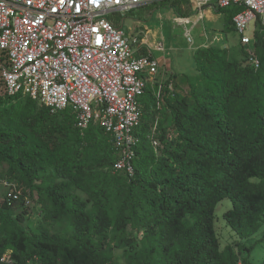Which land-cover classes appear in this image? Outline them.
<instances>
[{
    "label": "trees",
    "instance_id": "1",
    "mask_svg": "<svg viewBox=\"0 0 264 264\" xmlns=\"http://www.w3.org/2000/svg\"><path fill=\"white\" fill-rule=\"evenodd\" d=\"M219 10L232 24L241 9ZM258 28L264 32L257 23L251 46L257 70L246 64L244 47V64L231 61L227 49L194 52L189 94L162 93L169 120L146 90L131 177L114 171L117 155L102 127L92 123L82 131L70 110L0 95V181H18L44 222L68 226L63 234L44 227L29 234L22 222L31 206L2 202L0 257L11 252L12 264H111L120 249L126 264H238L251 253L241 242L221 249L214 220L229 199L224 221L239 239L264 223V35ZM156 123L157 150L148 139ZM243 264L251 263L244 258Z\"/></svg>",
    "mask_w": 264,
    "mask_h": 264
},
{
    "label": "built area",
    "instance_id": "2",
    "mask_svg": "<svg viewBox=\"0 0 264 264\" xmlns=\"http://www.w3.org/2000/svg\"><path fill=\"white\" fill-rule=\"evenodd\" d=\"M155 0H0V94L24 96L53 112L70 110L80 130L96 124L111 136L117 155L115 172L134 173L142 108L140 100L150 83L156 86L155 109L162 111V93L174 94L171 83L158 80L159 63L146 52L143 38L128 37L112 14L124 15ZM203 7L241 10L232 25L242 47H249L246 64L257 70L259 59L252 51L256 24L264 29V0H196ZM192 44V37L187 35ZM146 50V49H145ZM157 51H164L163 44ZM148 139L157 150L154 137ZM3 202L11 207L32 206L28 196L12 186ZM1 263H13L8 252Z\"/></svg>",
    "mask_w": 264,
    "mask_h": 264
},
{
    "label": "rangeland",
    "instance_id": "3",
    "mask_svg": "<svg viewBox=\"0 0 264 264\" xmlns=\"http://www.w3.org/2000/svg\"><path fill=\"white\" fill-rule=\"evenodd\" d=\"M208 9V7L202 8L205 11L204 17L194 28L191 24H177L176 20L183 18L191 22H197L199 15L202 13L198 9L196 0H155L124 15L112 14L110 17L116 21V25L122 28L128 37L137 36L147 41L148 44L144 48L158 61L159 74L164 70L168 76L176 75L175 78H178V75H180V82L176 87L173 81L175 92L187 95L189 94L187 77L196 75L193 54L198 48L204 46L227 49L231 61L244 64V50L240 43L239 35L232 27L228 12H224L225 10L221 12L216 8ZM206 11L213 14V20H208L205 17ZM147 32L150 34L148 33L147 35ZM257 32L260 35H264V32L259 28ZM188 34L192 37V44L187 42ZM161 44L165 48L163 52L156 50V47ZM248 48L245 47V49ZM251 49L255 51L253 47ZM164 61L167 63H164ZM154 89H156L155 85H150L147 89L148 93H153ZM26 100L27 97L22 96L18 101L23 104ZM161 113V118L165 117L169 120L167 111L163 110ZM159 117V115L156 116L157 121ZM12 186L25 196L23 187L18 181L3 180L0 181V204L3 202L6 192ZM73 191L75 194L80 195L82 199H86V196L81 191L76 189ZM22 206L25 207L21 204L20 207ZM231 206V201L226 199L218 205L215 212V230L221 249L236 242H241L245 247H251L252 251L242 257L238 264H243L244 258H247V261L251 264H261L264 259V223L254 236L247 239H239L232 228L224 221V213ZM29 209L30 215L22 222V227L29 234L39 233L41 227L47 228L51 233L55 234L66 232L68 227L66 223L44 222L43 213L34 202ZM135 236L140 239L142 235L136 234ZM0 264L10 263L0 262ZM111 264H126V260L122 256V250L114 249Z\"/></svg>",
    "mask_w": 264,
    "mask_h": 264
},
{
    "label": "crops",
    "instance_id": "4",
    "mask_svg": "<svg viewBox=\"0 0 264 264\" xmlns=\"http://www.w3.org/2000/svg\"><path fill=\"white\" fill-rule=\"evenodd\" d=\"M211 8H209L208 10H210ZM206 18H208V20H213L214 19V16H213V14H211L210 12H207L206 11ZM233 26V25H232ZM148 33L149 32H147L146 34L148 35ZM150 34V33H149ZM146 37V36H145ZM146 42V44H148L147 43V41H145ZM145 44V45H146ZM150 46V45H149ZM203 48H207V47H204L203 46ZM156 49H157V47H156ZM164 50H165V48H164ZM146 52L147 53H149L148 51H147V49H146ZM150 54V53H149ZM150 55H152V54H150ZM152 57H153V55H152ZM154 58V57H153ZM164 63H167V62H165L164 61ZM176 76V75H175ZM175 76L174 75H170V76H168L165 72H164V70L163 71H161L160 72V74L158 75V77H157V79L160 81V80H164V81H167L169 78H172V81H171V84H172V86L174 85V83H173V81L175 82V87L178 85V83L180 82V78H179V76L180 75H178V78H175ZM150 85H152V83H150L149 85H148V87L150 86ZM154 85V84H153ZM156 87V86H155ZM173 90H174V93H175V88H174V86H173ZM156 91V89H154V92ZM153 92V93H154ZM141 108L143 109V105L141 106Z\"/></svg>",
    "mask_w": 264,
    "mask_h": 264
},
{
    "label": "bare ground",
    "instance_id": "5",
    "mask_svg": "<svg viewBox=\"0 0 264 264\" xmlns=\"http://www.w3.org/2000/svg\"><path fill=\"white\" fill-rule=\"evenodd\" d=\"M184 21L182 20V19H179V20H176V23L177 24H181V23H183Z\"/></svg>",
    "mask_w": 264,
    "mask_h": 264
}]
</instances>
